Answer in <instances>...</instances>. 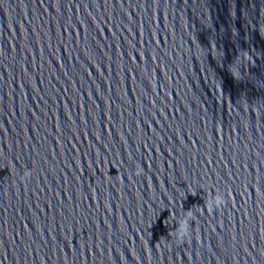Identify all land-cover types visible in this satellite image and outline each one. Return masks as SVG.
Segmentation results:
<instances>
[{
  "label": "clouds",
  "instance_id": "obj_1",
  "mask_svg": "<svg viewBox=\"0 0 264 264\" xmlns=\"http://www.w3.org/2000/svg\"><path fill=\"white\" fill-rule=\"evenodd\" d=\"M140 172H137L139 174ZM30 175L29 172H25L21 179H24ZM225 204V199L222 195H215L207 201L208 211H212L213 205L217 208ZM192 219L191 215H185L182 218L177 219V228L174 232L177 242H183L185 238L189 236V221Z\"/></svg>",
  "mask_w": 264,
  "mask_h": 264
}]
</instances>
